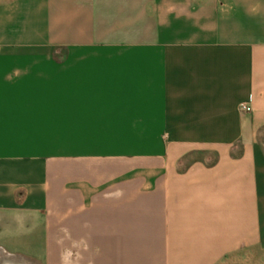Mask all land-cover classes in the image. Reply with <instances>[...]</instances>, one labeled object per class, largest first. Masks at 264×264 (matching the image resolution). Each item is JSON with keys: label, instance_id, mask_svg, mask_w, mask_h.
<instances>
[{"label": "crops", "instance_id": "1", "mask_svg": "<svg viewBox=\"0 0 264 264\" xmlns=\"http://www.w3.org/2000/svg\"><path fill=\"white\" fill-rule=\"evenodd\" d=\"M0 264H264V0H0Z\"/></svg>", "mask_w": 264, "mask_h": 264}, {"label": "built area", "instance_id": "2", "mask_svg": "<svg viewBox=\"0 0 264 264\" xmlns=\"http://www.w3.org/2000/svg\"><path fill=\"white\" fill-rule=\"evenodd\" d=\"M242 109H243L244 111H250V107H247V106H243Z\"/></svg>", "mask_w": 264, "mask_h": 264}]
</instances>
